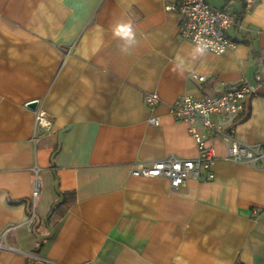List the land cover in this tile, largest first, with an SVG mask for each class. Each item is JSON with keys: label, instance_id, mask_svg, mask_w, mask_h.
<instances>
[{"label": "crops", "instance_id": "crops-1", "mask_svg": "<svg viewBox=\"0 0 264 264\" xmlns=\"http://www.w3.org/2000/svg\"><path fill=\"white\" fill-rule=\"evenodd\" d=\"M176 1L0 0V264H264V169L221 136L211 181L133 175L198 156L181 96L245 81L235 137L264 145V0H206L237 20L223 55L181 36Z\"/></svg>", "mask_w": 264, "mask_h": 264}, {"label": "built area", "instance_id": "built-area-1", "mask_svg": "<svg viewBox=\"0 0 264 264\" xmlns=\"http://www.w3.org/2000/svg\"><path fill=\"white\" fill-rule=\"evenodd\" d=\"M256 2L257 0H246V12ZM167 9L183 16V38L216 55H223L236 47L227 31L237 20L227 9L214 8L206 0H179L169 4ZM199 80L204 81L205 77H199ZM257 80H262L259 75ZM256 94L257 89L245 81L216 96L207 93L197 97H180L173 104L171 114L175 120L189 125V133L195 140L198 156L195 159H181L172 155L150 168L133 171V175L165 178L174 190L185 185L190 178L211 181L215 178L212 168L216 156L210 146V140L214 136L223 138L229 161L264 169V145L250 146L235 137L236 126L247 111L246 102ZM145 102L154 107L160 102V97L157 93L147 94ZM38 119L42 126L49 127L50 119L47 114L39 112ZM152 123L159 125L160 122L159 119H153ZM39 190L38 182L34 198L39 195Z\"/></svg>", "mask_w": 264, "mask_h": 264}, {"label": "water", "instance_id": "water-1", "mask_svg": "<svg viewBox=\"0 0 264 264\" xmlns=\"http://www.w3.org/2000/svg\"><path fill=\"white\" fill-rule=\"evenodd\" d=\"M27 106L29 108H31L32 110L37 111L38 110V107H39V101L32 102V103H30Z\"/></svg>", "mask_w": 264, "mask_h": 264}, {"label": "trees", "instance_id": "trees-1", "mask_svg": "<svg viewBox=\"0 0 264 264\" xmlns=\"http://www.w3.org/2000/svg\"><path fill=\"white\" fill-rule=\"evenodd\" d=\"M231 3V0H229L228 2H227V4H230ZM224 9V8H223ZM66 194H64V196H65Z\"/></svg>", "mask_w": 264, "mask_h": 264}, {"label": "rangeland", "instance_id": "rangeland-1", "mask_svg": "<svg viewBox=\"0 0 264 264\" xmlns=\"http://www.w3.org/2000/svg\"><path fill=\"white\" fill-rule=\"evenodd\" d=\"M181 97H182V96H181ZM34 206H35V205H34ZM32 213H34V214H35V209H33V210H32Z\"/></svg>", "mask_w": 264, "mask_h": 264}]
</instances>
